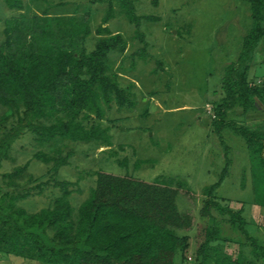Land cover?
I'll list each match as a JSON object with an SVG mask.
<instances>
[{
	"label": "trees",
	"instance_id": "trees-1",
	"mask_svg": "<svg viewBox=\"0 0 264 264\" xmlns=\"http://www.w3.org/2000/svg\"><path fill=\"white\" fill-rule=\"evenodd\" d=\"M6 1L11 9H24L22 0ZM114 1L109 0L110 9L98 29L106 36L93 51L85 48L92 34L90 24L74 15L31 18L20 14L6 22V40L0 47V169L26 131L41 147L66 141L111 145V136L100 121L91 124L92 114L104 120L114 100L121 108L132 109L136 104L135 94L120 86L119 75L111 73L109 64L112 54L123 55L127 48L123 36L104 26L114 17ZM117 1L123 2L130 21H136L130 2ZM248 1L252 29L238 61L224 69L212 127L220 139L232 128L245 141L251 160L260 161L264 175V124L262 131L255 132L235 122L226 123L229 114L247 115L257 97L264 99L262 87L249 80L264 42V0ZM223 144L230 166L231 149ZM35 159L53 162L58 169L67 165L68 158L56 162L40 152ZM27 168L0 175V253L42 264H179L177 258L188 246L185 234L196 226L192 213L178 207L179 197L190 201L193 196L186 183L147 182L99 172L95 187L78 210L69 200L71 183L61 182V196L50 207L32 213L21 204L44 195L50 183L32 176L26 179ZM226 175L225 169L221 181ZM221 181L205 189L201 213L207 227L196 264H246L243 252L233 261L211 248L222 241L215 213L245 236L252 248L251 263L264 264V245L250 235L245 218L218 200ZM36 182L39 184L31 188ZM212 250L217 255L211 256Z\"/></svg>",
	"mask_w": 264,
	"mask_h": 264
},
{
	"label": "rangeland",
	"instance_id": "rangeland-1",
	"mask_svg": "<svg viewBox=\"0 0 264 264\" xmlns=\"http://www.w3.org/2000/svg\"><path fill=\"white\" fill-rule=\"evenodd\" d=\"M137 19L125 15L122 1L113 2L108 26L127 43L123 55L110 56L111 73L119 75L123 89L135 94L130 109L119 107L114 100L100 120L92 114L91 124L108 130L111 145L73 143L71 141L41 147L35 136L26 131L13 145L9 159L3 161L0 175L28 165L26 179L32 176L50 186L42 196H34L21 205L35 213L51 206L61 196L58 185L71 183V205L78 210L95 187L99 172L130 176L147 182H182L191 190L190 201L178 199L180 211L196 218L193 231L186 233L188 246L179 255V264H196L204 243L206 221L202 208L205 189L221 181L216 190L218 200L247 222L250 235L264 245V175L259 160L252 161L245 141L232 128L222 133L212 127L221 97V79L226 66L238 61L244 39L252 29L248 0H128ZM24 9L9 8L0 0V47L6 40V22L24 14L27 17L76 16L88 22L92 34L85 44L96 48L109 9V0H22ZM103 26V27H104ZM264 64V42L256 55ZM264 78V66H258ZM135 84V85H133ZM131 88V89H130ZM262 131L263 124H248L244 115L231 113L227 124ZM10 126V125H9ZM3 132L0 129V139ZM225 143L231 149L225 157ZM43 152L48 159L68 158L67 165L57 169L35 159ZM61 152V154H58ZM71 155V156H70ZM253 159V158H252ZM39 182L31 184L36 187ZM174 184V183H173ZM220 223L222 241L211 248L236 261L244 253L245 263L253 264L252 248L237 228L228 225L215 213ZM211 256L217 255L213 250ZM255 262V261H254ZM0 264H42L36 260L0 253ZM211 264H215L213 261Z\"/></svg>",
	"mask_w": 264,
	"mask_h": 264
},
{
	"label": "crops",
	"instance_id": "crops-1",
	"mask_svg": "<svg viewBox=\"0 0 264 264\" xmlns=\"http://www.w3.org/2000/svg\"><path fill=\"white\" fill-rule=\"evenodd\" d=\"M258 66H264L262 62L255 63L249 71V80L254 86H259L264 90V78L258 76ZM248 124H264V99L259 97L255 100V106L252 112L244 115Z\"/></svg>",
	"mask_w": 264,
	"mask_h": 264
}]
</instances>
